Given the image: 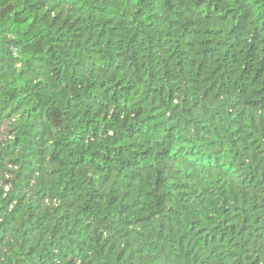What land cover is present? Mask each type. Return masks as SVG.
Instances as JSON below:
<instances>
[{"label": "trees", "instance_id": "16d2710c", "mask_svg": "<svg viewBox=\"0 0 264 264\" xmlns=\"http://www.w3.org/2000/svg\"><path fill=\"white\" fill-rule=\"evenodd\" d=\"M0 264H264V0H0Z\"/></svg>", "mask_w": 264, "mask_h": 264}]
</instances>
